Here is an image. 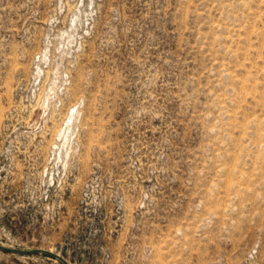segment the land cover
Returning a JSON list of instances; mask_svg holds the SVG:
<instances>
[{
    "label": "rangeland",
    "instance_id": "rangeland-1",
    "mask_svg": "<svg viewBox=\"0 0 264 264\" xmlns=\"http://www.w3.org/2000/svg\"><path fill=\"white\" fill-rule=\"evenodd\" d=\"M0 264H264V0H0Z\"/></svg>",
    "mask_w": 264,
    "mask_h": 264
},
{
    "label": "water",
    "instance_id": "water-1",
    "mask_svg": "<svg viewBox=\"0 0 264 264\" xmlns=\"http://www.w3.org/2000/svg\"><path fill=\"white\" fill-rule=\"evenodd\" d=\"M0 250H5V251H12V252H19V253H33V252H36V251H39V252H42V253H45L49 256H53V257H57L55 254L49 252V251H45V250H30V251H22V250H17V249H9L8 247H3V246H0Z\"/></svg>",
    "mask_w": 264,
    "mask_h": 264
}]
</instances>
